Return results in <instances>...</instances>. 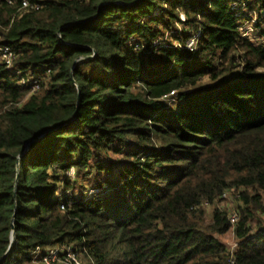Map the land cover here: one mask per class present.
<instances>
[{"label":"trees","instance_id":"trees-1","mask_svg":"<svg viewBox=\"0 0 264 264\" xmlns=\"http://www.w3.org/2000/svg\"><path fill=\"white\" fill-rule=\"evenodd\" d=\"M243 1L0 0V264L68 243L90 264H264V46L239 32L246 8L264 36V0ZM175 22L192 34L155 48ZM70 167L99 193L66 194Z\"/></svg>","mask_w":264,"mask_h":264},{"label":"rangeland","instance_id":"rangeland-1","mask_svg":"<svg viewBox=\"0 0 264 264\" xmlns=\"http://www.w3.org/2000/svg\"><path fill=\"white\" fill-rule=\"evenodd\" d=\"M233 1L238 2V1H243V0H233ZM245 1L247 2V0H244L243 3H241V4H244ZM232 6L235 7L236 4L233 3ZM242 11L245 12V14L249 18V20L246 22H243L242 27L239 28L240 36L244 39H248L254 45H263L264 46V36H260L258 34L261 31L262 27L255 29L252 26L253 24H256L258 14L254 10H249L246 8L245 9L243 8ZM176 14L179 16V19L181 22L185 21V16L182 14L181 9H178V11H176ZM184 31L187 32L189 35L192 34V32H193V30L190 28V26H186V25H184V23H177V22L173 23L168 30L163 31L162 37H159L157 40L154 41V45H156L155 48H162V47L168 46V44L170 43L169 42L170 41V35L183 33ZM195 35L188 37L183 42V44L178 42V41H172V44L174 45L175 48L183 47L189 51H192V50H194V48L197 44V39H196V37H194ZM182 40H184V39L182 38ZM133 44H135V43H133ZM259 71L264 72V69H259ZM232 77L233 76L231 74H227L226 76H224V79L229 80V79H232ZM18 83L21 84L22 82L20 81ZM212 84L213 83L209 82L206 79L201 82V86H211ZM36 91H38V88H36V86L33 85L30 89V93H33ZM30 93H28L21 100V102L19 104L24 103V101L27 99V97L29 96ZM164 101L171 106L175 102L174 99H172V97L167 98ZM149 143L157 145V144H159V140L153 135L152 137H150ZM64 176L69 178V180L73 183V189H69L67 191H64V189L61 185L62 176H61L60 171H58L57 177H56L57 178L56 179L57 190L55 192L56 197L61 196L63 191H64V192H66V194H70V196L73 198L82 197L85 199H90V197L92 195H94L98 192L97 188L92 186V183L90 184L89 181H86L85 178H83L82 174L78 175L75 167H70L69 170L64 172L63 177ZM106 190H107V192H109L108 188H106ZM236 199H237V192L236 191L233 190L231 192H226L225 195L223 197H221V199L217 202L216 207L227 211L229 215H233L234 209L237 205ZM262 203L264 205V194H262ZM202 210H203L202 223L205 225V224H208L210 222L211 207L210 206H204L202 208ZM256 218L260 219L261 222L262 221L264 222V214H256ZM218 239L229 250H232V249L234 250V246L237 245L236 239L233 236L232 229L228 230L225 234L218 236ZM71 246H72V244L68 243V245L66 247L70 248ZM74 258L79 264H90L89 258L85 257L81 253H76V254L74 253ZM63 259L69 260L70 262H67ZM60 260L62 261L61 264H71V259H70V257H68L67 254L64 258H60ZM33 264H43V263L42 262L41 263L34 262Z\"/></svg>","mask_w":264,"mask_h":264},{"label":"built area","instance_id":"built-area-1","mask_svg":"<svg viewBox=\"0 0 264 264\" xmlns=\"http://www.w3.org/2000/svg\"><path fill=\"white\" fill-rule=\"evenodd\" d=\"M21 6H22V8L28 7V1L27 0H21ZM0 54H1L2 58L6 61V63L10 64L11 55H10L8 49L7 48H0ZM33 85L36 86V88L38 87L36 82H34ZM229 221H230L231 224H234L237 221L236 215L235 214L231 215L230 218H229ZM236 246L237 245L234 246V249L236 248ZM63 251L68 255V257H70L71 264H79L75 260L73 253H71L70 248H68V247H66L64 245L61 246V247L55 246V247L46 248L44 250V257L42 258V263L43 264H55V263H58V262L62 263V261L58 258V256H59L60 252H63ZM41 253H42L41 249L39 247H37L31 253V257L34 259L37 256H39ZM65 261L70 262L69 260H65Z\"/></svg>","mask_w":264,"mask_h":264},{"label":"water","instance_id":"water-1","mask_svg":"<svg viewBox=\"0 0 264 264\" xmlns=\"http://www.w3.org/2000/svg\"><path fill=\"white\" fill-rule=\"evenodd\" d=\"M43 135H44V134H42L41 136H39V137H38L37 139H35V140H30V141H28V142L25 144V146H24V152H26V151L30 148V146H31L36 140L40 139ZM9 251H10V249L7 251V253L5 254V256L3 257L2 260H4V259L6 258V256H7V254H8Z\"/></svg>","mask_w":264,"mask_h":264}]
</instances>
